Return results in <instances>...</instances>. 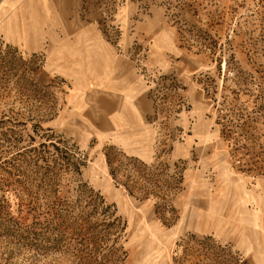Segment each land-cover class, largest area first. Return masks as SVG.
<instances>
[{
	"label": "rangeland",
	"instance_id": "1",
	"mask_svg": "<svg viewBox=\"0 0 264 264\" xmlns=\"http://www.w3.org/2000/svg\"><path fill=\"white\" fill-rule=\"evenodd\" d=\"M108 8L143 74L190 64L149 68L154 161L92 140L37 77L45 14L0 7V264H264V0Z\"/></svg>",
	"mask_w": 264,
	"mask_h": 264
},
{
	"label": "crops",
	"instance_id": "2",
	"mask_svg": "<svg viewBox=\"0 0 264 264\" xmlns=\"http://www.w3.org/2000/svg\"><path fill=\"white\" fill-rule=\"evenodd\" d=\"M110 3L111 0H1L0 7L2 12L17 14L23 22L26 20L21 14L29 7L45 14L39 43L45 45L42 52L47 63L37 77L41 81L65 79L66 108L82 125L87 124L92 140L129 158L152 163L157 132L151 121V69L180 75L190 64L181 50L180 58L170 63L153 58L152 64L147 56L149 66L143 74L138 62L128 54L130 38L122 33L116 46L104 33ZM26 27L18 25L19 29ZM21 37L19 31L18 38Z\"/></svg>",
	"mask_w": 264,
	"mask_h": 264
}]
</instances>
